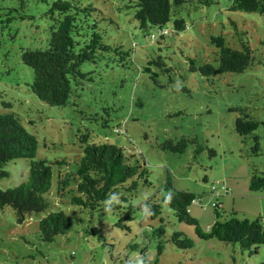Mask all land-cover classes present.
I'll return each mask as SVG.
<instances>
[{"label":"rangeland","instance_id":"1","mask_svg":"<svg viewBox=\"0 0 264 264\" xmlns=\"http://www.w3.org/2000/svg\"><path fill=\"white\" fill-rule=\"evenodd\" d=\"M74 1L91 3L99 9L106 18L100 24L104 41L133 49L135 66L125 70L114 64L107 68L101 65V77L85 85L77 97H70V103L48 106L26 89L32 71L21 63L16 47L21 42L34 43L38 30L33 24L40 23L46 6L35 0H0V13L14 7L11 15L35 17L32 21L12 20L3 28L6 17L0 16V112L1 102L5 101L20 114L26 130L38 141L39 156L50 161L65 159L73 168L81 156L79 137L87 133L89 143L116 144L145 165L149 185L138 183L130 199L132 207L124 209L132 218L126 221L128 229L115 227L116 212L102 216L105 242L85 232L99 225L98 211L90 215L77 206L57 203L52 192L47 196L50 203L58 204L72 219V225L66 235L50 243L38 238L39 215H27L22 224H17L11 207L0 208V264H143L144 257L149 264L264 262L262 244L257 249H246L213 238L199 239L193 226L180 223L168 207L163 205L160 214L151 219L145 205L146 200L156 202L160 198L168 171L176 188L200 196V202L193 200L188 212L197 219L201 231L208 232L215 219L211 201L220 203L222 216L235 210L239 218L261 216L264 225V190L248 191L252 170L264 171V126L259 125L254 132L261 137L260 154L251 155L252 138L236 134L235 119L240 113L230 110L241 108L250 117L264 121V67L254 65L240 74L228 73L208 80L198 71L190 72L187 64L191 57L210 56V35L222 34L230 40L236 27L246 33L257 57L264 58V15L229 11L227 0H215L208 6L190 3L181 11L188 28L179 35L168 34L163 43L157 44L150 38L156 28H138L133 17L135 7L129 0ZM8 31L14 34L13 40ZM157 55L165 57L169 71L147 62ZM101 66H97L98 70ZM102 107H108L107 127L102 126L101 117H106ZM182 136L196 137L197 141L186 144L183 153L161 148L165 139L178 141ZM197 143L203 149H196ZM4 168L9 176L0 180L1 189L25 181L29 165L25 159H16ZM216 191L222 194L216 197ZM244 192L254 195L251 199L240 197ZM159 225L164 234L153 237L151 229ZM176 231L192 240L190 248L180 249L171 243ZM160 238L164 242L158 255ZM134 244L137 248L131 249Z\"/></svg>","mask_w":264,"mask_h":264},{"label":"trees","instance_id":"2","mask_svg":"<svg viewBox=\"0 0 264 264\" xmlns=\"http://www.w3.org/2000/svg\"><path fill=\"white\" fill-rule=\"evenodd\" d=\"M35 1L46 6L45 11L40 14V23L33 24L38 30L36 32L38 37L33 39L32 45L21 42L16 47L21 63L32 71V80L25 83L26 89L39 101L48 106L63 107L70 103V97H77L85 85L93 84L95 77H101V71L104 69L101 65L107 68L109 64H114L125 70L135 66L133 49H125L122 44L104 41L100 24L106 18L91 3L84 5L74 0ZM227 1L229 11L264 15V0ZM129 2L130 6L135 7L133 17L138 23V28L140 30L156 28V33H151L150 38L161 44L168 34L179 35L182 30L188 28L186 20L181 16V11L187 4L208 6L215 0H129ZM14 10V7H8L0 13V16L6 17L4 20L6 26L3 28L12 20L32 21L35 18L27 14L11 15ZM98 13L101 14L100 17ZM110 23H113L112 20ZM245 34L236 27L230 40L222 34L210 35L209 43L213 48L210 56L203 58L194 56L187 59L188 70L198 71L202 77L211 80L228 73H243L254 65L264 67V58L257 57ZM8 35L11 40L14 39V34L11 35L8 31ZM164 60L165 57L157 55L147 62L161 71H169L170 68ZM99 65L101 67L98 70ZM1 103L0 180L9 176V172L4 168L8 162L25 159L29 168L25 181L19 182L13 188H0V208L11 207L17 224H22L27 215L32 213L39 215L37 235L40 241L47 243L60 235H66L72 225V219L57 207L58 204L56 206L50 203L47 198L50 192L55 196L57 203L77 206L90 215L95 211L99 212V225L89 227L85 231L88 235L96 236L105 242L101 228L102 216L111 212H116L118 216L115 227L128 229L126 221L132 218L124 213V209L132 207L130 199L137 191L138 183L149 185L147 179L149 171L145 165L133 160V155H126L116 144L89 143L87 133L79 137L81 156L74 161L73 168L65 159L50 161L38 155V141L26 130L20 114L11 109L10 103L5 101ZM106 109L108 107H102L106 114V117H101L103 127L108 126L109 114ZM230 110L240 113L235 119L236 134L243 138L247 136L252 138L250 154L259 155L261 137L254 132L259 125L264 126V121L250 117L241 108ZM195 141L196 137L190 139L183 136L178 141L165 139L161 143V148L172 153H183L186 144ZM196 149L201 150L203 147L197 143ZM209 151L213 152L212 149ZM222 188L226 192L227 188L224 185ZM248 188L250 192L264 190V171L252 170ZM162 189L163 192L156 202L145 201L151 219L160 214V209L164 205L180 223L192 225L199 239L213 238L246 249L250 247L257 249V246L264 245V225L261 216L251 220L247 217L239 218L235 210L222 216L219 212L220 203L211 201L215 219L209 225L208 232H203L197 219L188 212L191 202L193 200L200 202V196L176 188L168 171L163 177ZM221 194L216 191L215 196ZM52 206L56 208L52 209ZM151 234L153 237H161L164 234L162 225L152 228ZM170 240L180 249L190 248L193 243L190 238L177 231L172 233ZM163 242L160 238L157 244L158 255L162 252ZM130 248L136 249L137 245H130ZM143 253L142 250L141 254ZM143 264H149L147 257L143 258Z\"/></svg>","mask_w":264,"mask_h":264},{"label":"crops","instance_id":"3","mask_svg":"<svg viewBox=\"0 0 264 264\" xmlns=\"http://www.w3.org/2000/svg\"><path fill=\"white\" fill-rule=\"evenodd\" d=\"M233 191L235 192V190H233ZM248 191H249V188H248ZM225 193H226V192H225ZM248 194H249L248 192H244L243 194L240 195V197H242V196H243V197H246V196H247V197H246L247 199H251V198L253 197L252 195H254V194H252V193H251L250 195H248ZM209 225H210V224H209Z\"/></svg>","mask_w":264,"mask_h":264}]
</instances>
